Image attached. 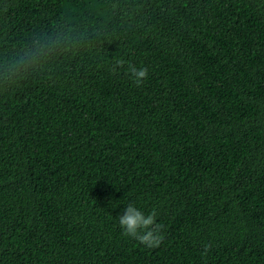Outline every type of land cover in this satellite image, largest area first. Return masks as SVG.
<instances>
[{
    "label": "trees",
    "instance_id": "obj_1",
    "mask_svg": "<svg viewBox=\"0 0 264 264\" xmlns=\"http://www.w3.org/2000/svg\"><path fill=\"white\" fill-rule=\"evenodd\" d=\"M0 264H264V0H0Z\"/></svg>",
    "mask_w": 264,
    "mask_h": 264
},
{
    "label": "clouds",
    "instance_id": "obj_2",
    "mask_svg": "<svg viewBox=\"0 0 264 264\" xmlns=\"http://www.w3.org/2000/svg\"><path fill=\"white\" fill-rule=\"evenodd\" d=\"M28 55L25 54L26 57ZM125 66H127L126 69ZM120 69H125L137 86H140L148 76L147 68H138L135 64L123 59L116 62L113 71L117 72ZM119 226L125 237L135 239L148 248L159 247L164 239L162 225L156 224L155 211L145 215L131 203L127 204L123 214L119 216ZM208 247L205 246V251Z\"/></svg>",
    "mask_w": 264,
    "mask_h": 264
}]
</instances>
